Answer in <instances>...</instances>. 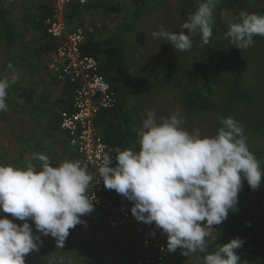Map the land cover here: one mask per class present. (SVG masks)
<instances>
[{
  "label": "clouds",
  "instance_id": "9594fccd",
  "mask_svg": "<svg viewBox=\"0 0 264 264\" xmlns=\"http://www.w3.org/2000/svg\"><path fill=\"white\" fill-rule=\"evenodd\" d=\"M218 3L199 0L179 32L161 25L151 35L170 43L176 52L191 50V37L197 33L208 44ZM256 35L264 36V15L241 11L239 20L230 22L225 38L242 50L254 43ZM15 81L13 74L11 82ZM9 87V78H0V111L7 110ZM217 120L222 126L208 135L183 127L179 110L159 119L155 110H149L138 130L139 151L117 147L114 159L109 154L98 158L100 179L95 182L80 161L52 166L43 153L34 156L38 165L0 164V213L13 217L0 216V264H26V254L43 244L39 234L50 235L57 248H63L70 229L86 224L82 217L94 210L95 196L88 190L100 180L106 189L133 202L131 212L138 221L154 224L167 235L168 252L179 248L185 256L207 253L202 264H240L236 250L243 245L242 238L220 244L211 253L206 238L212 237L213 225L221 224L236 208L243 180L256 190L264 172L247 146L242 126L233 117L218 115ZM17 219L23 224H17ZM155 234L153 230L151 235Z\"/></svg>",
  "mask_w": 264,
  "mask_h": 264
},
{
  "label": "rangeland",
  "instance_id": "374dc122",
  "mask_svg": "<svg viewBox=\"0 0 264 264\" xmlns=\"http://www.w3.org/2000/svg\"><path fill=\"white\" fill-rule=\"evenodd\" d=\"M106 1L118 4L121 11H85L82 21H75L70 30L83 22L82 26L92 28L93 31L96 30L98 36H102L123 25L126 28L125 48L131 73L142 85L137 102L142 118H146L149 110H155L158 119L170 117L179 110L184 117L183 127L189 132L200 129L204 134L215 135L219 124L217 116H221L222 107L235 76L234 64L229 54L221 52L218 57H214V49L222 40V31L216 19L219 3L214 11L213 36L209 43L204 44L200 34L197 33L191 37L193 40L191 50L176 52L170 43L154 38L151 34L153 31H158L161 25L168 31L179 32L181 24L188 15L197 10L199 0H148L140 10L138 9V13H135V3L130 0ZM7 4L22 7L21 13L14 12L16 19L12 17V11L9 12L19 32V39L22 40L23 37L25 39V46H22L20 51L14 48L8 56H4L5 33L3 28L0 29V70L3 69L5 60L8 65H12V68L7 67L6 75L10 80L6 97L8 107L6 111H0V164L22 168L25 167L27 146L36 150V154H44L47 142L50 139L55 141L54 135L50 133V130H53L51 116L56 110L53 104L59 98L61 90L50 84L54 83L47 69L50 55L41 54L38 49L36 27L42 14L37 7L39 5L51 7L53 13L54 2L8 0ZM263 5L264 0H253L248 13L264 15V7H261ZM67 13L65 10V18ZM223 20L229 27L230 22H237L239 17L232 9L226 8L223 11ZM140 34L144 35V43L138 40ZM260 49L263 50V47ZM259 65L251 59L250 70L246 72L243 82L244 87L253 89L260 81V86L264 83V74L261 73L264 68L259 69ZM195 66H200L207 72L202 74L197 82L190 84L186 77L187 70ZM13 74L16 75L15 83L19 81L20 76L21 82L27 87L32 97L31 103L25 100L24 104L23 99L14 92L15 83L11 82ZM206 84H211L213 87L214 106L200 113L189 112L181 101L182 93ZM43 108L47 109L46 113L41 112ZM252 113L251 106L239 103L232 111L231 117L242 126L249 150L255 157L259 154V157L263 158L264 126L262 130L256 128L262 124L258 118L250 117ZM70 153L74 155L72 149ZM39 163L37 159L34 160V164ZM112 191L117 200L133 204L115 190ZM0 216L13 219L10 213H0ZM82 220L86 224H77L75 228L70 229V234L92 242L96 252H92L90 248L73 239H66L64 247L57 248L53 237L39 234L43 244L38 251L26 254V264H136L139 241L133 231L109 228L95 209L83 216ZM15 222L22 225L24 221L17 219ZM29 223L36 233L34 223L32 221ZM247 223L252 224L264 237V188L253 190L249 185L243 186L236 208L230 210L227 218L222 222L225 226H244ZM157 231L167 244V235L160 229ZM210 231L212 237L206 238L207 244L215 238V230L212 228ZM216 249H212L210 253ZM200 254L201 252L197 251L185 256L178 248L175 252H170L166 264H202Z\"/></svg>",
  "mask_w": 264,
  "mask_h": 264
},
{
  "label": "trees",
  "instance_id": "16d2710c",
  "mask_svg": "<svg viewBox=\"0 0 264 264\" xmlns=\"http://www.w3.org/2000/svg\"><path fill=\"white\" fill-rule=\"evenodd\" d=\"M130 1L134 2L136 5L135 13H138V9L140 10L148 2V0ZM252 3L253 0H219L216 19L222 31V40L214 49V57H218V54L221 52L229 54L232 58L235 72L229 95L222 107L221 116L224 118L231 117L235 106L239 103H244L253 108V113L250 117L260 120V124L262 125H258L256 128L262 130L264 126V83L260 86V81L257 86L252 89L244 87L243 82L246 72L250 70L251 59H253V61L255 60L258 65L260 63L258 66L259 69L264 68V36H254V43L247 49L241 50L233 46L230 40L225 38V33L228 31L229 27L223 20L224 9H232L235 15L239 17L241 11H249ZM261 7H264V5ZM37 8L42 13L39 22L36 24L39 49L43 53L49 55L55 50L57 44L47 34L43 21L46 17L52 15V9L45 5H39ZM66 10L68 12L66 20L68 19L67 22L70 29L75 21H82V16L85 11L102 10L104 12H120L121 7L118 4L106 0H88L85 5L75 4L69 6ZM7 14L6 3L4 0H0V21L6 32L7 48L11 49L15 43L16 34L10 26ZM79 25L82 26L83 22ZM125 39L126 28L123 25H120L118 29L102 36H98L96 30H94L83 44L82 50L85 54L97 59L100 64L101 74L104 75L120 98V102L116 107L99 112L95 120L98 130L102 134L104 140L115 148L118 147L121 150L131 148L135 151H139L138 130L142 127L144 119L141 116L137 102L142 85L131 73L130 62L125 48ZM138 40L144 43V35L140 34ZM260 47H263V50H261ZM6 72L7 66H4L0 72V78L6 77ZM206 72V69L200 66L188 69L186 74L188 83L194 84L198 81L199 77ZM261 73L264 74V71ZM17 88L18 92H20L22 96H25L27 100L31 99L26 87L17 86ZM74 92V84H64L62 97L58 101L61 110H67L71 107ZM212 96L213 87L211 84H206L202 87L188 89L185 93H182L181 101L189 112L200 113L214 106ZM59 117V114L55 115L57 120H59ZM221 126L222 125L219 123L218 129ZM256 158L262 172H264V157L260 158L259 154H257ZM245 185H249L246 179L243 180L242 187ZM258 188H264V176H262V182ZM109 192L112 197L115 198L114 191L109 190ZM101 216L104 220L102 214ZM213 229L215 230V238L211 243L207 244L208 253H210L212 249L217 248L220 244L227 243L233 238L240 237L244 240L243 245L236 250L240 256V264H264V237L252 224L247 223L244 226H225L221 223L219 225H213ZM67 239H73L90 248L92 252H96L94 244L88 240L71 234H69ZM206 254L207 253L200 254L201 261Z\"/></svg>",
  "mask_w": 264,
  "mask_h": 264
},
{
  "label": "built area",
  "instance_id": "2783aa9c",
  "mask_svg": "<svg viewBox=\"0 0 264 264\" xmlns=\"http://www.w3.org/2000/svg\"><path fill=\"white\" fill-rule=\"evenodd\" d=\"M54 12L43 21L49 37L57 44L50 54L48 72L60 83L75 85L71 107L60 111L59 129L67 137L68 146L74 152L75 161H80L99 180L98 158L109 154L115 158V147L106 142L98 130L95 120L100 111L116 107L120 98L100 72V64L93 56L83 52L82 46L92 28L77 26L69 29L64 16L67 7L85 5L88 0H53ZM94 194V209L104 217L106 225L119 231H134L139 241L136 264H166L169 258L167 244L155 229L138 221L132 214V206L117 201L106 189L104 182L90 187ZM155 230V236L152 231ZM163 248V250H162Z\"/></svg>",
  "mask_w": 264,
  "mask_h": 264
},
{
  "label": "crops",
  "instance_id": "0c3cea01",
  "mask_svg": "<svg viewBox=\"0 0 264 264\" xmlns=\"http://www.w3.org/2000/svg\"><path fill=\"white\" fill-rule=\"evenodd\" d=\"M5 1V3H6V9H7V12H8V14H7V16H8V19H9V21H10V26H11V28H12V30L15 32V34H16V39H15V43H14V45L12 46V48L11 49H8L7 48V44H6V40H7V38H6V32H5V29H4V26L2 25V23H1V21H0V29H2L3 28V30H4V33H5V42H4V45H3V52H4V56L5 55H7L8 56V53L11 51V50H13L14 48L16 49V48H18L17 49V51H20V49H21V47L22 46H25V39H24V37H23V39L22 40H20L19 38V32H18V30H16V28H15V24L13 23V21H12V17L13 18H15L16 17V14L14 13V12H20L21 13V9H22V7H20L19 5H16V6H14V5H11V4H7V1L8 0H4ZM53 1V0H52ZM20 7V8H19ZM9 10L10 11H12L11 13L13 14V16L11 17V15H10V12H9ZM16 19V18H15ZM21 44V45H20ZM37 45H38V49H39V44L37 43ZM40 52H41V54H44V55H48V54H45V53H43L41 50H40ZM50 55V54H49ZM21 57H23V56H21ZM49 58H50V56H49ZM4 66H7L8 67V63H7V61L5 60V62H4V64L2 65V68L4 67ZM2 70V69H1ZM1 70H0V72H1ZM6 75H7V72H6ZM18 79H19V81H17L16 83H15V85H14V92L18 95V97H20L21 99H23V102H24V104H25V100L27 101V102H29V103H31L32 102V97H31V99H29V100H27L26 98H25V96H22V94L20 93V92H18V88H17V86H23L24 88H25V84L24 83H22L21 82V80H20V76L18 77ZM52 79H53V82L55 83H50L51 84V86L53 87V86H57L60 90H61V93H60V95H59V98L54 102V104H53V107L56 109V110H54L53 111V115L51 116L52 117V120H53V123H52V125H53V130H50V133H52L53 135H54V138H55V141H53L52 139H50L48 142H47V148H45V150H46V152L44 153V154H46L48 157H49V159H50V161H51V163H52V166H58L61 162H63V161H65V160H71V161H75V159H74V155H72L71 153H70V149H69V146H68V141H67V137H66V135L64 134V133H62L61 131H60V129H59V125H58V122H59V120H57L56 118H55V115H57V114H59L60 115V111H61V107H59V103H58V101L60 100V98L62 97V94H63V87H64V84L63 83H60L59 81H57L53 76H52ZM27 88V87H26ZM30 95V94H29ZM31 96V95H30ZM24 107V109H25V106H23ZM58 110V112H56ZM46 111H47V109H42V111L41 112H43V113H46ZM24 114V113H23ZM28 131V130H27ZM48 131H49V129H48ZM62 140V141H61ZM59 141H61V144H60V142ZM45 150H43V151H45ZM25 151H27V155H26V157L27 158H25V166H26V163L27 162H32V163H34V156H35V151L36 150H32L29 146H27V148L25 149ZM42 152V151H41ZM119 202H121L120 200H119ZM122 204H125V205H127V206H132L133 204H126V203H123V202H121ZM157 230V229H156ZM134 232V231H133ZM170 254V253H169ZM169 259V258H168ZM168 262V261H167Z\"/></svg>",
  "mask_w": 264,
  "mask_h": 264
}]
</instances>
